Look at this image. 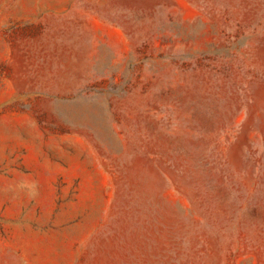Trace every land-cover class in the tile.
<instances>
[{
    "label": "rangeland",
    "instance_id": "obj_1",
    "mask_svg": "<svg viewBox=\"0 0 264 264\" xmlns=\"http://www.w3.org/2000/svg\"><path fill=\"white\" fill-rule=\"evenodd\" d=\"M0 264H264V0H0Z\"/></svg>",
    "mask_w": 264,
    "mask_h": 264
}]
</instances>
